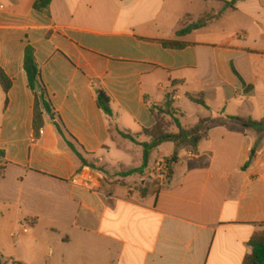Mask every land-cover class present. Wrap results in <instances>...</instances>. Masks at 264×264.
Returning a JSON list of instances; mask_svg holds the SVG:
<instances>
[{
	"label": "crops",
	"instance_id": "crops-1",
	"mask_svg": "<svg viewBox=\"0 0 264 264\" xmlns=\"http://www.w3.org/2000/svg\"><path fill=\"white\" fill-rule=\"evenodd\" d=\"M37 1L0 0V71L9 83H0L6 264H79L63 254L79 234L97 240L94 264H243L250 239L264 233V136L233 119H264V0L232 9L223 4L232 0H51L44 12ZM27 47L50 113L29 87ZM98 91L111 118L97 106ZM167 96L181 127L209 120L208 130L196 150L178 152L165 182L152 169L174 147L155 149L140 192L130 187L135 176L118 174L141 166L138 144L155 126L150 108ZM197 97L208 110L189 100ZM185 103L197 115L183 114ZM57 125L103 172L81 166ZM78 174L92 191L72 183Z\"/></svg>",
	"mask_w": 264,
	"mask_h": 264
},
{
	"label": "trees",
	"instance_id": "trees-1",
	"mask_svg": "<svg viewBox=\"0 0 264 264\" xmlns=\"http://www.w3.org/2000/svg\"><path fill=\"white\" fill-rule=\"evenodd\" d=\"M50 1L51 0H38L34 7L35 10L41 12L46 11ZM218 1L221 2L222 0H218ZM240 1H246V0H232L229 3L223 1L222 2L224 4V8L232 9L236 5V3ZM205 24H206V19L203 18L199 20L197 23H195L193 26L195 28H201L205 26ZM190 29L191 28L185 27L179 30L178 32H176V36H183L184 34L188 33ZM163 45L169 48H180V46L177 44H163ZM24 70L27 75L29 87L31 88V90L38 93V97L41 101L43 108L45 109V111L50 113L51 112L50 108L48 104L44 101V88L41 83L40 72L35 63L33 51L30 47H27L25 49ZM0 83L2 84L5 90L8 89L9 86L8 80L1 71H0ZM189 100L192 103L202 106L203 108L208 110L207 106L204 104L201 97L189 98ZM96 102L98 108L105 114V116L111 118L112 112L110 110L109 100L101 91L97 92ZM150 110L155 118V126L152 129L143 132V135L148 139V141L138 144L142 148L141 166L139 168L128 170L126 172L118 174L120 177L143 175L146 169L148 168V164L152 152L158 147H160L162 144L171 143L174 147V151L172 156L166 160L168 167L167 177H170L172 175L173 166L178 161V152L183 148H190L192 150H196L199 141L202 139V137L205 135V133L208 130L209 120H201L199 124H197L193 128L184 129L183 127H181L179 121L175 117L176 113L175 110L173 109L172 101L168 96L165 98L163 105L159 107L152 106ZM160 116L165 117L166 119L172 122V125H170V127L172 129H176L175 133L171 132L170 127H169L170 130L166 131L163 128V126H160L158 124ZM233 120L241 123L246 129L257 133L260 136H264V119L259 122L252 120H241L237 118ZM56 129L58 133L61 135V137L65 139L67 146L72 151V153L80 160L82 167L90 168L91 171L94 170L102 171V169H97L93 164L88 163L86 162V160L83 159L82 155L77 152L74 144L66 138L60 126L57 125ZM119 135L124 139L136 143L135 140L130 136L124 134H119ZM2 159H3V154L0 153V177L4 175L6 169V165L2 162ZM248 247L250 248L251 251L250 254L245 257L243 264H264V233L263 232L256 233L248 242ZM0 264H6V262L3 260L1 255H0Z\"/></svg>",
	"mask_w": 264,
	"mask_h": 264
},
{
	"label": "rangeland",
	"instance_id": "rangeland-1",
	"mask_svg": "<svg viewBox=\"0 0 264 264\" xmlns=\"http://www.w3.org/2000/svg\"><path fill=\"white\" fill-rule=\"evenodd\" d=\"M194 7V6H193ZM195 6L194 8H196ZM201 10H204V8H201ZM206 19V22L208 21L207 17H203ZM183 108V114L187 115V117L192 116L194 117L197 115V110L195 106L188 105L185 103V105L181 106ZM199 114V113H198ZM183 121L186 123V119L184 118ZM158 124L160 126H163V128L167 131L170 130V125H172V122L166 119L165 117H159ZM170 127V128H169ZM113 175V174H112ZM111 178L103 179V183H108L109 179L112 180L116 175L110 176ZM139 176H135L134 181H132L131 186L133 189H137L140 192H145L146 188H143L139 183ZM114 183H122L121 185L126 186V183L123 180H113ZM150 184V183H148ZM56 237V236H55ZM97 240H94L93 238H85V234H79L78 236L73 235L72 236V243L67 247V251H65L63 254L66 257H78L81 263L79 264H85V258H89L91 260H97V258L101 255L100 249L96 246ZM54 257H56V253L53 254ZM96 263L95 261L93 264Z\"/></svg>",
	"mask_w": 264,
	"mask_h": 264
},
{
	"label": "built area",
	"instance_id": "built-area-1",
	"mask_svg": "<svg viewBox=\"0 0 264 264\" xmlns=\"http://www.w3.org/2000/svg\"><path fill=\"white\" fill-rule=\"evenodd\" d=\"M1 9H3L2 6H0V10ZM152 173H154L156 180H161V181L165 182V180L167 179V174H168V167H167L166 160H161V161H158L157 163H155L153 166V169H152ZM79 176H80V174H78V176L73 179L72 183L75 185L78 184L81 187L86 188L88 190L91 189V191H92L93 188H91V184L89 183V182H91L90 178L87 177L86 179H81V178H79ZM78 180H79V182H78ZM96 181H101L100 175H97Z\"/></svg>",
	"mask_w": 264,
	"mask_h": 264
},
{
	"label": "water",
	"instance_id": "water-1",
	"mask_svg": "<svg viewBox=\"0 0 264 264\" xmlns=\"http://www.w3.org/2000/svg\"><path fill=\"white\" fill-rule=\"evenodd\" d=\"M253 155H254V153L252 152V153H251V156H253Z\"/></svg>",
	"mask_w": 264,
	"mask_h": 264
}]
</instances>
